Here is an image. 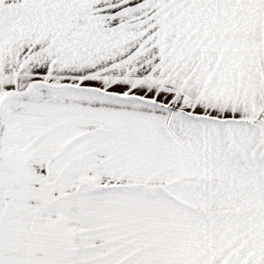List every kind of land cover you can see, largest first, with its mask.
<instances>
[{
    "label": "snow or ice",
    "instance_id": "snow-or-ice-1",
    "mask_svg": "<svg viewBox=\"0 0 264 264\" xmlns=\"http://www.w3.org/2000/svg\"><path fill=\"white\" fill-rule=\"evenodd\" d=\"M0 264H264V0H0Z\"/></svg>",
    "mask_w": 264,
    "mask_h": 264
}]
</instances>
